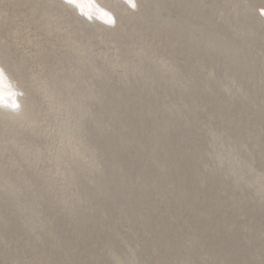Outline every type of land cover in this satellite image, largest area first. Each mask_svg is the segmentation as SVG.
I'll use <instances>...</instances> for the list:
<instances>
[{
    "label": "rangeland",
    "instance_id": "rangeland-1",
    "mask_svg": "<svg viewBox=\"0 0 264 264\" xmlns=\"http://www.w3.org/2000/svg\"><path fill=\"white\" fill-rule=\"evenodd\" d=\"M92 1L0 0V264H264V0Z\"/></svg>",
    "mask_w": 264,
    "mask_h": 264
},
{
    "label": "bare ground",
    "instance_id": "bare-ground-1",
    "mask_svg": "<svg viewBox=\"0 0 264 264\" xmlns=\"http://www.w3.org/2000/svg\"><path fill=\"white\" fill-rule=\"evenodd\" d=\"M70 1L76 3V4L80 5V6H81V3H83V5L84 4L87 5L88 3L93 5V1L92 0H70ZM100 14L101 15H105L104 12H100ZM8 81L9 80H7L6 75L0 69V92H2V91L3 92H7V83H8Z\"/></svg>",
    "mask_w": 264,
    "mask_h": 264
}]
</instances>
